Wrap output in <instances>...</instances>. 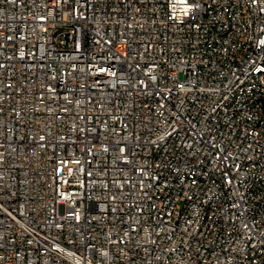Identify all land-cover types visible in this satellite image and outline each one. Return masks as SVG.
I'll return each mask as SVG.
<instances>
[{"label": "built area", "instance_id": "1", "mask_svg": "<svg viewBox=\"0 0 264 264\" xmlns=\"http://www.w3.org/2000/svg\"><path fill=\"white\" fill-rule=\"evenodd\" d=\"M0 264H264V0H0Z\"/></svg>", "mask_w": 264, "mask_h": 264}]
</instances>
